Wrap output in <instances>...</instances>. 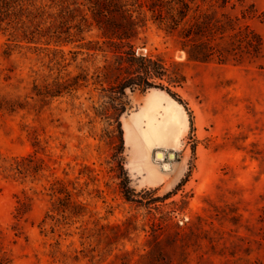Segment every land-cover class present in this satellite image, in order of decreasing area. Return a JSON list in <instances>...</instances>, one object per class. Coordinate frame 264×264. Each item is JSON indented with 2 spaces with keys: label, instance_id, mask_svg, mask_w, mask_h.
Wrapping results in <instances>:
<instances>
[{
  "label": "rangeland",
  "instance_id": "rangeland-1",
  "mask_svg": "<svg viewBox=\"0 0 264 264\" xmlns=\"http://www.w3.org/2000/svg\"><path fill=\"white\" fill-rule=\"evenodd\" d=\"M116 2L134 50L184 76L193 124L159 89L114 111L124 73L89 1L18 0L0 25V264H264V0ZM174 103L178 138L150 139Z\"/></svg>",
  "mask_w": 264,
  "mask_h": 264
},
{
  "label": "trees",
  "instance_id": "trees-1",
  "mask_svg": "<svg viewBox=\"0 0 264 264\" xmlns=\"http://www.w3.org/2000/svg\"><path fill=\"white\" fill-rule=\"evenodd\" d=\"M86 1H89V10L92 13L96 27L101 31L103 37L114 46L113 48L116 50L114 52L118 54L117 57L120 61L119 66L122 67L120 69H122L124 73L123 78L112 88L114 91H110L111 95L109 98L114 111L120 113L126 110V105L119 102L118 97L122 99L125 98L128 90L131 92L139 91L145 93L150 89H159L166 92L180 105L185 107L189 114L190 124L192 125L191 112H189L187 105L174 91V88L181 87L184 76L167 68L162 60L139 55L134 50L130 41L138 24L131 15H127L126 18L123 17L125 21H120L115 18L116 14L123 11L116 0ZM17 2L18 0H0V25L4 23L3 18L7 19V17L16 16L19 10H25L24 6ZM191 36L192 34H189V36H185L184 39ZM183 49L187 53V57L190 61L207 63L209 60L208 56L203 54L201 45H198L194 41L187 42L184 40ZM200 54H202L203 57L199 56ZM121 134L123 135L122 130ZM121 144V148L123 149L124 143L122 138ZM121 169L124 176L120 180V187L124 197L128 201L133 202L135 201V191L129 187L130 178L128 174L124 172L123 164L121 165Z\"/></svg>",
  "mask_w": 264,
  "mask_h": 264
},
{
  "label": "bare ground",
  "instance_id": "bare-ground-1",
  "mask_svg": "<svg viewBox=\"0 0 264 264\" xmlns=\"http://www.w3.org/2000/svg\"><path fill=\"white\" fill-rule=\"evenodd\" d=\"M173 107H171L170 109H168L167 113H168V117L165 121V126H157L155 123H152L153 120L155 119V116L152 117L151 120V125H150V139H158V138H166V139H171L173 136L178 138V127H179V121L180 118L177 115V111H176V105L174 103V105H172ZM128 137V134H127ZM158 160L159 161H164L165 160V154L160 153L158 156ZM173 157V156H172ZM174 159V158H173ZM166 171H170L169 170V165H166Z\"/></svg>",
  "mask_w": 264,
  "mask_h": 264
}]
</instances>
